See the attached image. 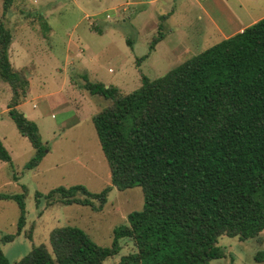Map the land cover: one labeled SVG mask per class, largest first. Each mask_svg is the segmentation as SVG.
I'll return each mask as SVG.
<instances>
[{"label":"trees","instance_id":"1","mask_svg":"<svg viewBox=\"0 0 264 264\" xmlns=\"http://www.w3.org/2000/svg\"><path fill=\"white\" fill-rule=\"evenodd\" d=\"M9 6L3 0L2 13ZM161 39L158 33L148 53ZM10 43L0 23L7 115L34 150L29 164L36 165L44 148L35 124L15 109L27 82L10 65ZM83 89L110 102L91 117L109 185L98 193L78 185L56 188L45 196L47 205L58 200L100 209L111 189L138 187L142 207L113 229L109 248L96 246L76 228H55L48 233L49 250L32 247L14 264H105L118 256L120 242L130 252L110 264H210L222 257L216 246L221 236L253 239L254 262L264 260V17L158 78L142 77L126 94L86 80ZM0 161L10 164L1 142ZM0 200L16 203L18 234L25 218L20 196ZM0 264H7L1 251Z\"/></svg>","mask_w":264,"mask_h":264},{"label":"rangeland","instance_id":"2","mask_svg":"<svg viewBox=\"0 0 264 264\" xmlns=\"http://www.w3.org/2000/svg\"><path fill=\"white\" fill-rule=\"evenodd\" d=\"M2 2L0 23L11 34L9 62L27 82L15 109L35 124L44 150L30 165L34 150L7 115L10 92L0 81V142L10 159L8 165L0 161V195L20 196L25 217L15 234L17 205L0 200V238L13 236L0 242V251L14 264L32 247L49 250L48 233L61 227L76 228L96 246L109 248L113 229L142 207L138 187L111 189L100 209L58 200L47 205L45 199L60 187L98 193L109 185L91 117L110 102L89 95L84 81L121 94L135 90L142 77L158 78L264 17V0H10L5 13ZM158 33L161 43L148 53ZM260 235L264 239V229ZM120 244L118 256L105 264L130 252L129 244ZM216 246L222 257L210 264H264L253 260V239L221 236Z\"/></svg>","mask_w":264,"mask_h":264},{"label":"crops","instance_id":"3","mask_svg":"<svg viewBox=\"0 0 264 264\" xmlns=\"http://www.w3.org/2000/svg\"><path fill=\"white\" fill-rule=\"evenodd\" d=\"M151 1H153V0H151ZM241 29H242V28H239L237 31L239 32ZM235 33H236V32H235ZM235 33H234V34H235ZM231 34H232V33H231ZM232 35H233V34H232ZM230 36H231V35H230ZM227 37H229V36H227ZM227 37H226V38H227ZM224 39H225V38H224ZM160 43H161V41H160V42H157V43L154 45L152 51H154ZM168 52L170 53V50H169Z\"/></svg>","mask_w":264,"mask_h":264}]
</instances>
